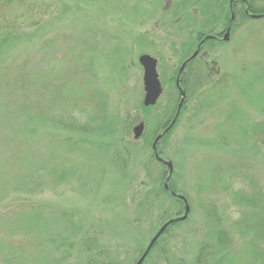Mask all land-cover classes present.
<instances>
[{
  "label": "trees",
  "instance_id": "1",
  "mask_svg": "<svg viewBox=\"0 0 264 264\" xmlns=\"http://www.w3.org/2000/svg\"><path fill=\"white\" fill-rule=\"evenodd\" d=\"M12 1L0 0V19L4 17L2 10H6L10 15L0 23V264H66L72 248L68 235L70 234L72 239L80 229L75 222L76 218L69 215L73 212L63 210L59 203L53 204L35 197L47 193V190L56 191L61 184L73 177H77L79 181L82 175L89 177L87 165L80 164L81 161L77 162L72 155L83 147L86 156L88 155L84 149L95 154L97 145L103 146L101 153L108 155V160L98 165L106 174L101 184L111 182L109 186L114 189L112 198L127 207L133 216L129 218L131 223L159 230L170 218L183 215L186 203L190 206L187 219L172 223L157 240L142 264H264V162L261 165V162L250 159L264 156V67L259 71L253 69L240 79L241 92L249 104L257 108L256 113L247 112L246 107L241 108L237 105V100H232L234 106L228 112L223 111L224 119L216 126L215 136L219 143L224 146L233 144L241 150L244 148L248 155L253 156L213 163L210 172L217 185L214 186L215 192L220 189L225 197L223 201L217 197L210 200L204 199L203 195L198 197L195 206L203 217V225L199 230L201 240L196 241L193 256L188 260L174 253L170 254L166 244L168 237L172 236V231L189 220L194 209L193 201L196 199L192 200L190 194L178 185L176 176L179 175L177 169L180 168L175 161H172L173 172L170 173L167 164L156 157L153 147L157 135L165 131L177 114L178 101L181 98L176 83L177 75L171 79L177 92L174 99L176 108L167 115L160 116L156 124H152L146 114L156 108L155 106L146 107L143 102L133 106L143 114L142 120L146 123L141 140L149 150L144 167L148 179L152 182L143 185L145 191L141 196L132 193L129 195L131 199L127 201L128 187L126 183L116 179L125 177L122 169L131 156L129 147L139 141L133 134V140L126 139L134 124L128 125L127 121L130 122L132 118L121 120V105L118 106L117 101L110 105L111 102L107 93L100 87L98 78L94 83V92L75 88V78L78 76L89 82L92 81L91 77L84 78L85 75L95 77L93 59H84L88 47L96 50L94 44L87 46L86 42H81L80 45L85 43L86 48L82 46L79 50L70 47L68 51L65 50L56 38H47V23H42L41 17L26 26L21 22L19 9L26 5V0H14V5H11ZM120 1V8L116 7L117 12L120 9L130 12L123 17V24H127L128 29H116L129 33L132 45L135 38L142 45H152L154 42L150 37L151 32L140 31L137 27L146 23L143 18H156L159 21L157 25L165 18L173 19L182 32L184 23L188 21L187 17L192 13L185 7V1L188 0H166L167 8L162 5L163 0H157L156 3H153V0ZM194 1L200 6L199 11L203 16L201 27H206L208 32L193 30L187 34L183 30V34L184 44L191 52L201 43L199 55L207 46L212 48L226 43L225 39L219 42L224 36L218 32L227 26H231V37L238 21L243 23L248 19H256L252 14L263 15L259 19H264V0ZM147 5H153L154 8L149 9ZM159 11L162 13L160 16L157 15ZM220 24L225 27L218 31L216 29ZM215 31V38H206ZM186 39L189 41L186 42ZM116 40L121 44L107 57L120 62L124 54L120 50L126 45H122L123 37L118 36ZM261 43L262 47L257 48L264 52V41ZM33 44L36 45L35 48ZM257 48L255 47L256 50ZM16 49L18 51L15 52ZM126 49L127 46L123 51ZM184 58L187 57L183 56L180 63ZM195 59L196 57L190 63ZM190 63L180 73L185 76V80L179 82L185 91V100L176 124L192 105L193 82L201 81L204 85H209L208 70L202 78L188 77ZM218 74L214 89H221V83L224 81L223 75L219 72ZM213 87H207L204 91L206 93H202L205 96L199 101V108L209 106L206 99L208 96L209 99L214 96ZM133 120L137 122L138 118L133 116ZM172 128L156 144L157 153L163 158L173 132ZM85 145L93 149H86ZM118 146H121L122 153L115 150ZM157 167L158 174L154 172ZM206 176L204 174L198 181L200 194H208L209 191L205 190L209 188L214 190L211 183H205ZM81 184L87 186L89 181ZM181 196L185 197L186 201ZM44 206H47V211ZM157 210L162 212L160 220H154ZM93 243L94 239L87 238L84 251L91 253ZM146 248L147 246H143L139 250L133 260L134 264ZM100 254L101 251H98L97 257ZM85 264L119 263L113 258L108 261L87 258Z\"/></svg>",
  "mask_w": 264,
  "mask_h": 264
},
{
  "label": "rangeland",
  "instance_id": "2",
  "mask_svg": "<svg viewBox=\"0 0 264 264\" xmlns=\"http://www.w3.org/2000/svg\"><path fill=\"white\" fill-rule=\"evenodd\" d=\"M146 1L148 2L149 0ZM165 1L163 0L162 5L167 8L168 3ZM156 2L157 0H153V3ZM185 2V7L189 8L192 13H190V16L187 17L188 21L183 25L185 28L182 27L184 32L187 34L193 30L208 32L205 30L206 27H201L203 16L200 14L198 3L194 0ZM120 3V0H26V5H22L18 15L22 16L21 22L25 26L32 21H37L41 17L42 23H47V38H56L58 44L65 48V50L67 49V51L70 47H75L79 50L82 49V46L86 48L85 43L80 45L81 42H86L87 46L94 44L96 50L88 47L85 52L86 54H84V59H93L96 71V73L94 71L95 77L90 76V74L85 75L84 78L91 77L92 81L89 82L87 79H81L78 76L75 78V84H77L75 88L94 92L96 87L94 83H96L95 80L98 78L100 87L107 93L108 100L111 102H109L110 105L114 101H117L118 106L121 105L119 108L121 120L132 118L130 122H127L128 125L134 123L133 129V127L142 121L143 117V114L133 107L136 103H142L145 95L143 84L144 69L139 62L140 56L150 54L158 59V73L163 84L164 93L158 105L155 106L156 108L146 113L152 124H156L160 116L163 117L176 108L174 99L177 96V92L175 83L171 82V79L174 75L178 74L184 60V62L189 61L187 64L193 61L189 58L196 53L197 48L195 47L192 52L187 48L186 44H184L183 30L181 32L178 29L173 19L165 18L157 25V22L159 23L158 19L147 17L143 18V22L146 23L137 27L140 28V31L152 33H150V37L154 40L153 44L142 45L135 38V43L133 42L132 45L130 34L122 33L119 30L122 27L127 31L128 27L127 24H123L125 23L123 17L130 14V12L122 9L117 12L118 9L116 7L120 8ZM14 4L13 0L11 5ZM123 5L128 6L127 4ZM147 6H149V9L154 8L153 5ZM129 7L131 8V6ZM2 12L4 17L0 19V23L7 16H10L6 10H2ZM44 14H46L48 20ZM161 14L159 11L157 15L160 16ZM256 19H248L243 23L238 21L233 34L224 45L219 44L212 48L207 46L200 55L196 56L195 61L190 63L188 77L202 78L208 70L209 85H204L201 81L193 82L194 97L191 100L192 105H190L188 112L184 114L185 116H182L178 120L177 124L176 120V125L174 124L173 130H171L173 132L165 148V157L163 158L158 154L160 159H167L166 161L171 163L175 161L178 168H180L177 169L179 175L176 176L178 185L190 194L192 200L196 199V201H193L194 209L193 212L191 211L189 220L172 231V236L168 237L166 244L170 254L174 253L176 256L188 260H191L193 256L196 241L201 240L199 230L203 225V217L202 213L195 206L198 197L203 195L204 199L209 198V200L210 198L217 197L220 200L222 199V201L225 197L224 192L220 189H217V192H215L214 186L217 185H215V179L213 180L210 172L213 163L253 156L248 155L244 151V148L241 150L233 144L224 146L218 142L215 135L217 134L216 126L224 119L223 111L227 110L228 112L234 106L231 103L232 100H237V105L241 108L246 107L247 112L255 114L257 111L255 106L249 104L240 88V79L243 78V75L253 69L259 71V69L264 67V52H261L257 48L264 41V19ZM116 27L119 29H116ZM222 27L224 28L225 25L220 24L216 30L220 31L223 29ZM28 30L33 31L32 29ZM216 32L213 35L209 34V37L215 36ZM89 36L90 38H88ZM118 36L123 37L124 43L122 45L127 46L126 51H123L126 46L120 50L124 53L120 62L117 59L116 61L107 57L117 45L121 44L116 42ZM223 40L221 37L219 42H223ZM188 41L189 39H186V42ZM33 45L35 48L36 45ZM183 56L187 58L181 60L180 63V59ZM98 59H100L99 62L97 61ZM256 66H259V68H255ZM185 67L182 69L184 70ZM182 69L181 72H183ZM218 72L223 75L224 81L221 83V89H214V82L219 78ZM97 74L98 76H96ZM183 80H185V76L180 75L179 82H183ZM84 81L89 82L90 85ZM211 85L214 96L210 99L209 96L207 97L206 101L209 102V106L199 108L198 103L205 96L202 93L207 87L209 89ZM179 103L180 98L178 105ZM133 116L138 118L137 122H134ZM172 120L169 125L172 124ZM153 126L154 128L156 127V125ZM132 129L129 137L126 136L127 140H133L134 134L132 133ZM149 129L151 130V127ZM127 134H129V129ZM141 138H139L137 143H133V146L129 147L131 149V156L122 169L125 177L116 179V181L123 182V184L126 183V187H128L126 193H129L128 196L132 193H135V196H141L142 192L144 193L145 191L143 185L152 182L148 179L149 177L144 167L147 164L149 150L145 148L146 144ZM102 147L97 145L96 152L93 150L95 154L84 149L88 156L83 152L84 147L78 149L72 155L74 160L77 162L81 161L80 164L84 163L87 165L86 169L89 177L85 178L82 175L80 179L82 183L88 180L89 184L87 186H83L77 177H73L61 184L56 191L47 190V193L36 195L35 197L46 202H53V204L55 202L59 203L63 207V210L73 212L69 215L74 216V219L76 218L75 222L78 223L76 224L80 229L72 239L70 234L68 235L69 241L71 240L72 242V248L70 247L71 256L66 261V264H85L87 258H99L103 261L113 258L119 264H123V262L134 264L133 260L139 250L143 246H148L158 231V229L152 230L147 225L139 227L131 223L129 218L133 216L129 213L127 207L125 208L122 203L112 198L114 189L109 186L111 182L101 184L106 174L98 165L100 162L103 163L108 160V155L105 152L101 153ZM85 148L93 149L89 145H85ZM115 150L122 153L121 146L116 147ZM102 155L103 157H101ZM250 159H253L257 163L261 162V165L264 162V156ZM106 166L108 167V165ZM156 169L154 172L158 174V167ZM204 174L207 175L205 183H211L212 188H214V190L210 188L209 190H205L209 191L208 194H200L198 188V181ZM151 186H153V183H151ZM128 196L126 198L127 201L131 199ZM227 199L230 201L229 198ZM44 208L47 211V206H44ZM160 215H162V212L159 213L157 210L154 220H160ZM178 217H172L169 220ZM69 230H71V227H69ZM65 232L67 233V231ZM87 238L95 240V243L92 244L91 253L84 251V243ZM98 251H101V254L97 257ZM44 256L47 257L46 255Z\"/></svg>",
  "mask_w": 264,
  "mask_h": 264
},
{
  "label": "water",
  "instance_id": "3",
  "mask_svg": "<svg viewBox=\"0 0 264 264\" xmlns=\"http://www.w3.org/2000/svg\"><path fill=\"white\" fill-rule=\"evenodd\" d=\"M254 16L259 17L258 15L257 16L254 15ZM228 37H229V33H226L225 39H228ZM197 53H198V51L191 57V59L194 58L197 55ZM139 62L144 69L143 84H144L145 95H144L143 103L146 107L154 106L155 104H157L160 96L163 93V87H162V83H161V80L159 78V73H158V69H157L158 60H157V58L153 57L150 54H143L142 56H140ZM185 64L186 63H184L182 65V68L185 66ZM184 99H185V92H182V101L179 105L177 116L179 115V112H180V109H181L182 104L184 102ZM175 122H176V119L173 121L172 125L164 133H166L174 125ZM144 129H145V123L144 122H140L137 126H135L134 130H133L134 138L139 139L142 136ZM164 133L160 134L157 137L155 143L159 140V138H161L164 135ZM166 164L168 165V167L170 169V173H172V171H173L172 163L166 162ZM182 198L186 201L185 197L182 196ZM189 212H190V206L188 203H186L184 215L181 217H178L176 219L169 220L158 230V232L151 239V241H150L149 245L147 246L145 252L143 253V255L141 256V258L138 260V262L136 264H142L143 261L146 259L148 253L152 249V247L155 245V243L160 238V236L166 231V229L172 223H174L178 220H186L188 215H189Z\"/></svg>",
  "mask_w": 264,
  "mask_h": 264
},
{
  "label": "flooded vegetation",
  "instance_id": "4",
  "mask_svg": "<svg viewBox=\"0 0 264 264\" xmlns=\"http://www.w3.org/2000/svg\"><path fill=\"white\" fill-rule=\"evenodd\" d=\"M233 18H234V16H233ZM227 31H230L231 32V26H227L225 29H223V30H221L220 32H218V34L220 33V34H222L223 36H224V34L227 32ZM200 44V43H199ZM198 47H199V45H198ZM197 47V48H198ZM185 61V60H184ZM184 61L182 62V63H184ZM180 71V70H179ZM180 72H178V74H177V78L180 76V74H179ZM178 88L180 89V87L178 86ZM169 126V125H168ZM167 126V127H168Z\"/></svg>",
  "mask_w": 264,
  "mask_h": 264
}]
</instances>
